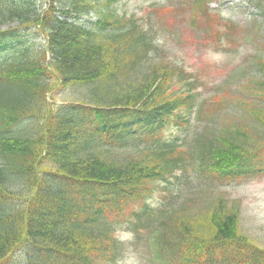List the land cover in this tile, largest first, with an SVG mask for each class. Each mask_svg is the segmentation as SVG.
<instances>
[{
    "label": "trees",
    "instance_id": "trees-1",
    "mask_svg": "<svg viewBox=\"0 0 264 264\" xmlns=\"http://www.w3.org/2000/svg\"><path fill=\"white\" fill-rule=\"evenodd\" d=\"M98 1L0 0V264H115L126 248L118 227L137 232V202L161 264H264V247L240 233L221 195L145 201L177 173L185 181L170 186L175 198L192 179L224 186L259 171L257 106L243 96L204 108L196 78L157 43V30ZM216 21L222 34L228 22ZM260 49L259 75L244 87L264 96V41ZM229 101L234 120L213 121ZM169 126L183 138H167Z\"/></svg>",
    "mask_w": 264,
    "mask_h": 264
},
{
    "label": "rangeland",
    "instance_id": "rangeland-1",
    "mask_svg": "<svg viewBox=\"0 0 264 264\" xmlns=\"http://www.w3.org/2000/svg\"><path fill=\"white\" fill-rule=\"evenodd\" d=\"M46 1V0H44ZM62 0H55L61 2ZM99 0L98 9L108 4L116 12L133 15L141 23L156 29L157 43L162 46L168 56L176 63L183 62L185 69L189 70L194 79V87L203 100V107H213L219 101L241 98L255 104L262 120H264V96L256 89L244 87L247 79L259 75L256 58L264 41V0ZM101 2V3H100ZM105 9V8H104ZM206 11L203 16L202 13ZM263 10V11H262ZM213 17L206 25L200 22L204 17ZM219 16L228 22L221 34V25H217ZM86 20L94 21L96 11L93 10L83 16ZM231 22V23H230ZM240 27L238 33L236 26ZM4 27V26H3ZM212 28H215L214 33ZM204 29V30H202ZM202 31L208 37H201ZM238 33L239 39H235ZM221 34V35H220ZM219 35V36H216ZM237 35V36H238ZM189 36L188 38H184ZM219 41L218 45L216 43ZM260 46V48H258ZM248 81H246V84ZM245 84V86H246ZM77 91H62L49 94V101H57L61 97H76ZM218 99V101L216 100ZM231 101L215 106L220 110L213 121L224 122L232 120L236 112ZM241 108L240 106H236ZM234 120V119H233ZM251 130L257 123L246 120ZM196 122L191 121L188 132H193ZM255 134L262 135L258 141H264V127ZM167 138L180 136L183 131L179 127L169 126L164 130ZM261 148V150H260ZM256 146L253 155L261 160L260 170L244 176L238 180L224 184V186L206 183L207 187H199L194 179L185 183L183 192L175 198L176 187L171 185L184 182L182 173L170 177L168 182L157 181L155 190L145 201L152 206L176 205L178 203H203L209 198L221 195L228 207L234 206L238 219V230L251 242L264 247V142L262 147ZM220 193V194H219ZM183 194V196H182ZM188 197L187 199H184ZM131 208L137 211L136 234L128 231L129 223H122L117 230L119 239L126 242L119 260L115 264H161L153 260V248L142 216L141 203L132 204ZM202 232V230H201ZM203 233V232H202Z\"/></svg>",
    "mask_w": 264,
    "mask_h": 264
}]
</instances>
